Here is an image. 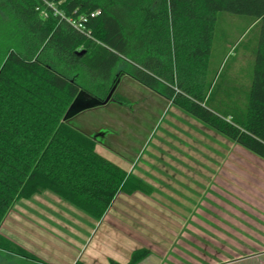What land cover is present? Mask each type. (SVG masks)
Wrapping results in <instances>:
<instances>
[{"label":"trees","instance_id":"16d2710c","mask_svg":"<svg viewBox=\"0 0 264 264\" xmlns=\"http://www.w3.org/2000/svg\"><path fill=\"white\" fill-rule=\"evenodd\" d=\"M53 1L67 16L85 14L84 29L45 0H0V229L33 193L51 191L100 218L119 194L149 191L98 152L91 133L63 120L80 92L104 100L116 87L114 97L124 77L264 159V0ZM220 12L261 24L247 112L239 120L207 103L217 75L209 65ZM1 254L11 264H47L0 230ZM150 254L138 248L126 263L110 264H139Z\"/></svg>","mask_w":264,"mask_h":264},{"label":"rangeland","instance_id":"374dc122","mask_svg":"<svg viewBox=\"0 0 264 264\" xmlns=\"http://www.w3.org/2000/svg\"><path fill=\"white\" fill-rule=\"evenodd\" d=\"M260 29L251 16L218 15L207 103L230 120L247 112ZM70 121L149 191L119 194L100 218L33 193L8 214L4 236L47 264L126 263L138 248L151 251L139 264H249L264 254V159L130 77ZM0 264L11 262L1 254Z\"/></svg>","mask_w":264,"mask_h":264},{"label":"water","instance_id":"95a60500","mask_svg":"<svg viewBox=\"0 0 264 264\" xmlns=\"http://www.w3.org/2000/svg\"><path fill=\"white\" fill-rule=\"evenodd\" d=\"M78 54H79V56H83L85 54V50L79 51ZM115 89H116V87L111 90V92L109 93L107 98L104 100H101V99L94 97V96H90L84 92H80L75 97V99L72 101V103L69 105V107H68V109H67V111L63 117V120L64 121L69 120L72 117H74L75 115H77V114H79L85 110L95 108L98 106L106 105L107 103H109L113 99V94H114Z\"/></svg>","mask_w":264,"mask_h":264},{"label":"built area","instance_id":"2783aa9c","mask_svg":"<svg viewBox=\"0 0 264 264\" xmlns=\"http://www.w3.org/2000/svg\"><path fill=\"white\" fill-rule=\"evenodd\" d=\"M46 3L54 10V14H59L62 19H65L68 23H70L75 29L83 30L85 26V22L88 20V17L85 14L79 15L77 17L67 16L64 12L58 9L56 2L51 0H45ZM61 2V1H60ZM41 14L44 17H47V13L45 11H41ZM94 16V14H92Z\"/></svg>","mask_w":264,"mask_h":264},{"label":"crops","instance_id":"0c3cea01","mask_svg":"<svg viewBox=\"0 0 264 264\" xmlns=\"http://www.w3.org/2000/svg\"><path fill=\"white\" fill-rule=\"evenodd\" d=\"M243 260H239L238 262L242 263ZM248 262L249 264H264V254L250 257L248 258Z\"/></svg>","mask_w":264,"mask_h":264}]
</instances>
